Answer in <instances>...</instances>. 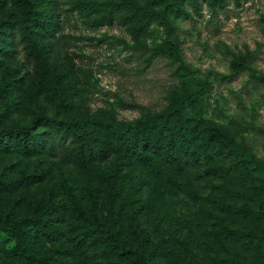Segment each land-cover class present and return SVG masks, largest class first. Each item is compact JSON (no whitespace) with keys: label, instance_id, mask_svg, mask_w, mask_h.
<instances>
[{"label":"rangeland","instance_id":"rangeland-1","mask_svg":"<svg viewBox=\"0 0 264 264\" xmlns=\"http://www.w3.org/2000/svg\"><path fill=\"white\" fill-rule=\"evenodd\" d=\"M27 1L40 26L17 43ZM145 48L175 66L143 71ZM175 81L188 99L168 115ZM0 88V179L17 182L0 188V223H16L0 255L25 237L31 262L117 264L98 224L158 264H264V0H0ZM117 94L163 106L148 119ZM54 118L86 139L69 140L75 158L50 151Z\"/></svg>","mask_w":264,"mask_h":264},{"label":"trees","instance_id":"trees-1","mask_svg":"<svg viewBox=\"0 0 264 264\" xmlns=\"http://www.w3.org/2000/svg\"><path fill=\"white\" fill-rule=\"evenodd\" d=\"M44 3L50 2L51 0H42ZM83 1V0H82ZM230 0H227L229 2ZM198 0H189V3H197ZM94 10V9H92ZM45 13L48 17L46 20V25H44V28L46 29L47 34L53 35L56 32L55 25H56V19L53 12L49 9V7L46 10L42 11ZM19 20L13 21L12 27H13V37L15 38L17 43H24L29 41V36L25 34L24 30L26 28L30 29V31H36V28L40 26V21L35 16V13H33V2L27 1L23 3L20 9L19 14ZM219 17H216V19L212 18L211 21H218ZM210 21V22H211ZM147 52V53H146ZM150 50L148 48H145V52L141 55H139V62L142 61L143 63L140 64L139 67H142V70L144 71L145 68L151 66L152 64H155V61L158 59H167V62L170 63L172 66H175V63H171L170 59L166 55V49H163V55L162 54H153L149 56ZM147 56L148 59H145ZM145 60H147L145 62ZM237 68H240V65H237ZM235 76H238L237 74ZM11 78L8 76L6 78V86L10 85ZM171 93L169 97L167 98V106L162 109L163 113H166L168 115L174 114L175 112L181 110L185 106V102L188 99V95L184 92L181 85L178 81L173 82L171 85ZM5 88H0V91H4ZM117 97L119 101L127 106V107H134L139 108L141 110L146 111V118H156L155 114L152 112L157 110L158 108H161V105H153V103H141L137 101L136 99L129 100L128 98L123 97L120 94H117ZM54 128L49 131L47 134L48 139L50 140V151L53 152L56 155H62L64 157H71L75 158L68 154V142L69 140H74L76 137L79 139H82V142L84 145H86V139L83 137V135H79L77 132H75L73 128V124L64 120H59L57 118H54ZM18 134L16 135L17 143L19 144L20 149L23 152L30 153L32 144L36 140L35 135L32 133L31 130L26 129H19ZM6 135L3 133H0V146L6 144ZM144 146V144H143ZM142 146V149L137 153V156L143 160L146 163H151L152 157L149 154L148 150L145 149V147ZM170 151L175 154L174 149L172 146H169ZM90 157H87V160H89ZM35 175H26V177L23 179V182L28 184L30 182V178ZM17 182L11 181L8 179H0V188L2 189H10L13 188ZM75 209L80 216V218L84 221V223L88 226L94 225V217H89L88 214L79 206L75 205ZM40 224L42 221H39ZM16 223H11L9 219H6L3 221V223H0V229H11L15 227ZM44 225L43 227H46ZM97 224V226H94V228L97 230H100L102 233H106V237L110 242V245L112 246V250L114 252L115 257V263L117 264H158L156 261L154 254L150 252H147L148 250H135L132 246H130L127 242V240H122L118 237L116 233H111L109 230H107L104 227H101ZM93 228V230H94ZM99 228V229H98ZM19 232L22 233V235H25V231L22 227H19ZM239 235L241 238H255L257 237V234L247 228H240L238 229ZM254 235V236H253ZM32 254L29 253L28 250V244L25 241V237H22V239L19 240L18 244L13 247L10 250H5L2 255H0V264H39L41 261L39 257L33 256L34 261L31 262L29 259L31 258ZM40 261H39V260ZM8 260V261H7ZM38 260V261H36ZM45 262L44 260H42Z\"/></svg>","mask_w":264,"mask_h":264}]
</instances>
